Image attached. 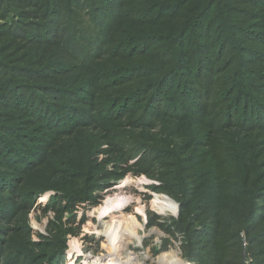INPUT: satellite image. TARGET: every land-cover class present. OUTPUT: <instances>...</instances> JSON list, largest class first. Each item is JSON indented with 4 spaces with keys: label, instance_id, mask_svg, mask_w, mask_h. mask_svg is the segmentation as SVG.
Wrapping results in <instances>:
<instances>
[{
    "label": "rangeland",
    "instance_id": "374dc122",
    "mask_svg": "<svg viewBox=\"0 0 264 264\" xmlns=\"http://www.w3.org/2000/svg\"><path fill=\"white\" fill-rule=\"evenodd\" d=\"M7 7L18 14L7 20L16 21L18 34L31 32L38 19L34 6L7 0ZM81 17L90 30L98 20L91 14ZM126 18L107 27L103 35L107 53L100 52L87 65H79L78 56L88 46L63 49L61 36L55 37L59 45H26L12 35L0 36V63H4L0 69V264H103L113 244L105 236L97 209L119 190L133 196L109 210L106 220L130 228L127 256L121 259L159 264L162 254L175 251L186 264H264L263 256H255L264 253V238L259 237L255 246L245 239L233 241L231 233L239 228V220L235 226L229 220L233 203L246 191V180L254 184L248 189L253 196L264 192V130L237 126L232 131L224 127L209 131L218 106L210 107L204 117L185 98V85L192 100L204 94L198 104L219 97L220 86L199 88L206 82L197 76L191 85L192 72L186 71L179 72L178 80L161 84L163 70L152 68L158 64L147 60V53L128 56L129 49L123 48L152 31L144 24L150 16ZM133 19L141 25H134ZM4 23L0 19L1 32L9 31ZM48 29L46 39L53 41L54 30ZM154 31L162 34L161 29ZM199 33L192 35L194 39ZM221 35L225 37V31ZM238 39L244 41L239 42L242 51L227 50L208 65V76H215L220 85L232 82L231 69L224 72L229 57L243 55L252 61L243 67L264 70V58L243 52L249 47L264 52V44L248 41L244 33L231 41ZM7 43H14L18 51ZM185 65L190 71L192 61ZM258 76L248 73L254 90L243 91L258 110H264V97L257 90L264 81ZM150 87L160 90L152 103L155 89L149 91ZM129 97L139 100L128 102ZM125 104L130 110L119 114L116 109ZM252 111L250 106L245 112ZM174 194L181 200H175ZM155 196L172 201L175 215L155 213L150 204ZM260 213L264 216V211ZM263 227L264 221L258 222L253 234ZM72 240L75 249L69 246Z\"/></svg>",
    "mask_w": 264,
    "mask_h": 264
},
{
    "label": "trees",
    "instance_id": "16d2710c",
    "mask_svg": "<svg viewBox=\"0 0 264 264\" xmlns=\"http://www.w3.org/2000/svg\"><path fill=\"white\" fill-rule=\"evenodd\" d=\"M11 1L16 3L23 2L29 6H34L36 17H38L35 20L37 23L31 25L33 26V29H31L34 31L31 30L29 33L21 31L18 34V24H16V21L9 20L7 22L8 18L18 17V14H11V10L7 7V0H0V19L5 20L4 26H7L9 30H3L6 34L0 31V36L12 35L16 41L18 39L20 41H27L25 42L26 45H32L33 42H35V45H59L55 37L59 38L61 36L63 38L61 47L63 49L70 47L72 51L79 44L87 45L89 49H84L81 52L83 55L78 56L79 65L89 64L100 52H102L100 53L102 56L107 53L106 46L108 41L106 40L104 43L103 39L107 27L112 28L118 20H128L126 16L134 18L141 14L150 16L151 19L149 22L144 24H148L153 29L147 28L152 31L147 33L145 38H138L129 47H123L124 45L120 44L121 48H128L130 50L126 51L127 55L132 56L137 51L147 53V60L158 64V67L152 68L163 70L159 73L163 74L162 78L159 79V81H162L161 84H168L170 80L172 82L178 80L179 72L186 71L187 73L192 72L190 74V76H193L190 82L191 85L193 82L195 83L194 79L197 76L198 78L202 77V80L205 79L206 82L205 84L198 85L199 88L220 86L221 91L219 97L216 99L206 98L203 104H198V100L204 99V94L198 98L195 95V100H192V96L189 95L190 93L186 90L188 88L185 85L184 95L187 93L185 98L187 96L198 113H202L204 117L207 116L206 111L210 107L218 106V111L213 115V117H217V120L214 123L210 121L209 131L218 132L223 127L225 130L231 129L232 131L237 126L248 131L264 130V110H258L256 108V102L251 101L249 97L247 98V94L243 91V88L254 90V80L248 79V73L253 76H257L258 74V80L264 81V70L255 68L249 71V69L243 67V64L244 62L251 63L252 61L244 59L243 55H238V57H229L225 62L224 72L231 69L228 74L229 81L232 80L230 84L224 83L220 85L219 80L215 76H208L210 72L208 65H212L218 61L227 50L233 53L242 51V47L240 46V43L244 42L242 39L231 41L237 34L244 33L248 41L255 42V40H260L264 44V41L261 40L264 37V0H118L117 2L114 0ZM97 2L100 5L93 7L92 3ZM139 2L145 3L148 6L144 9L136 8L137 5L133 4H138ZM258 4H262L263 7L261 8ZM175 11L176 13L174 15H170V12ZM24 14L29 16L30 13L26 12ZM84 14L87 17L91 14L94 16L93 19H98L92 24L93 29L90 30L84 27V21L81 17ZM228 19L233 22L228 23ZM254 20H260L262 23ZM39 21L47 23H38ZM132 23L136 26L141 25L137 19H133ZM47 24H50V26ZM0 27L4 28L2 26ZM48 27L54 30L55 35L53 41L46 39L49 31ZM212 28H216L218 33L214 34L211 32ZM155 29L157 32L161 29L162 34L156 33L154 31ZM257 30H260L261 34L259 33L257 35L255 33ZM36 31L42 32V34H37L35 33ZM203 31L204 34L202 35L201 32ZM222 31H225V37H222ZM196 32H200L199 39H194L192 36ZM219 35L221 36L218 37ZM199 40L204 41L198 43L197 41ZM7 44L10 48H14L13 51H18V46L14 43ZM103 44L105 49H103ZM92 45H95V48ZM243 52L245 54H252L258 59L264 58V52L254 47L245 48ZM237 58L238 60H236ZM190 60L192 61V67L189 71L185 64L189 63ZM3 66L4 63H0V69ZM126 71L129 72V70ZM198 74L200 75L198 76ZM129 75L128 73L127 76ZM92 79H95L94 74ZM120 86L123 85L121 84ZM154 89L153 87L148 88L149 91ZM257 90L264 97V84L259 85ZM153 93L154 96L151 98L150 103L155 100L160 90L155 89ZM134 95L137 96L136 94ZM128 100V102L134 103L135 101L138 102L139 99L138 97H131ZM165 101L169 106L173 105L170 99H166ZM250 106L253 108V111L250 113L245 112ZM128 108L127 104H125L116 110L121 114L120 112L122 111L128 112L130 110ZM256 109L257 111H255ZM238 114L241 115L235 122L234 120ZM219 118H221V121L218 120ZM201 119L199 123L203 124L204 121H201ZM246 154H249L247 150ZM253 186L254 184L251 180L248 179L245 181L243 187L246 188V191L242 194V199L239 201L235 200L233 203L234 210H231L232 216H229V220L232 226H235L239 220V228L234 233H231V239L239 242L241 239H245L248 244H254L255 246V242H258L259 237L264 238V227L253 234V231L258 226V222L264 221V216L260 215V212L264 211V206L262 207L264 203V192L261 193L262 196H253L248 191ZM173 197L177 201L181 200V196L176 194ZM182 206L181 204V208ZM255 256L264 257V253L259 255L256 253ZM214 260H216L215 257L212 261ZM214 264L222 263L215 261Z\"/></svg>",
    "mask_w": 264,
    "mask_h": 264
},
{
    "label": "bare ground",
    "instance_id": "6f19581e",
    "mask_svg": "<svg viewBox=\"0 0 264 264\" xmlns=\"http://www.w3.org/2000/svg\"><path fill=\"white\" fill-rule=\"evenodd\" d=\"M119 192H121V190H119ZM119 192L116 195H114L113 198L109 199L104 206H100L97 209L98 215L101 216L100 221H102V224L104 225L105 236L113 244L112 249L104 256L105 261H103V264H131L132 262L131 257L128 259H121V257L127 256L128 242L126 238H127V232L128 233L130 232V228L122 225L120 226L114 225L111 223V221L106 220V217L108 216L106 214L108 213L109 210L118 208L122 204H125L133 196L132 194L128 195V194H123V192L122 193ZM150 204L152 209L155 211V213L159 215L172 216L175 215L176 213L175 204L169 199H166L165 197L155 196L150 201ZM69 246L75 249V243L73 242V240L69 242ZM133 262L134 264H136L137 259H134ZM158 263L186 264L179 259L178 253L175 251H169L168 253L162 254L159 258Z\"/></svg>",
    "mask_w": 264,
    "mask_h": 264
}]
</instances>
